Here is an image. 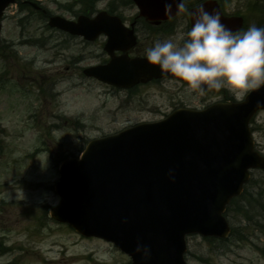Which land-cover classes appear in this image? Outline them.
<instances>
[{"label": "rangeland", "instance_id": "obj_1", "mask_svg": "<svg viewBox=\"0 0 264 264\" xmlns=\"http://www.w3.org/2000/svg\"><path fill=\"white\" fill-rule=\"evenodd\" d=\"M17 1L6 10L0 37V264H131L113 244L85 238L49 216L60 201L54 186L61 163L79 157L93 139L160 120L178 107L201 109L237 99L228 89L200 94L168 79L120 89L87 78L83 68L109 58L105 37L88 43L48 30L41 15L22 4L37 0ZM39 1L47 12L68 19L81 14L86 2ZM219 1L227 14L244 17L243 30L264 26V1ZM128 2L99 0L93 13L114 8L130 24L138 10ZM188 24L185 14L163 30L140 22L134 54L146 55L155 41L179 36ZM251 129L256 150L264 154V111ZM226 216L228 239L188 237V264H264L263 171L252 172Z\"/></svg>", "mask_w": 264, "mask_h": 264}, {"label": "water", "instance_id": "obj_2", "mask_svg": "<svg viewBox=\"0 0 264 264\" xmlns=\"http://www.w3.org/2000/svg\"><path fill=\"white\" fill-rule=\"evenodd\" d=\"M12 2L0 0V20ZM135 2L151 20H166L180 11L166 8V0ZM221 20L233 30L240 27V20L232 26ZM50 26L89 40L107 34L105 49L112 59L86 69L89 77L122 88L174 77L146 59L115 57V50L127 52L135 38L117 17L105 12L95 19L81 16L78 22L53 17ZM259 109H264V87L240 104L180 111L161 123L91 142L81 160L62 165L56 185L61 202L51 210L52 217L84 236L113 242L133 264H185V236L226 237L229 228L222 213L227 203L242 192L250 168L264 169L249 129ZM169 169H174L175 179ZM138 238L150 247L149 260L134 251Z\"/></svg>", "mask_w": 264, "mask_h": 264}, {"label": "clouds", "instance_id": "obj_3", "mask_svg": "<svg viewBox=\"0 0 264 264\" xmlns=\"http://www.w3.org/2000/svg\"><path fill=\"white\" fill-rule=\"evenodd\" d=\"M165 6L184 9L185 3L166 0ZM192 15V26L186 32L147 48V60L200 94L228 89L242 101L264 87V27L252 24L246 30H233L218 12L203 6ZM173 172L169 169L168 175L175 179ZM134 251L143 260L151 257L150 247L139 238Z\"/></svg>", "mask_w": 264, "mask_h": 264}, {"label": "trees", "instance_id": "obj_4", "mask_svg": "<svg viewBox=\"0 0 264 264\" xmlns=\"http://www.w3.org/2000/svg\"><path fill=\"white\" fill-rule=\"evenodd\" d=\"M98 0H86V3H87V5H93V4H95L96 2H97ZM85 8L87 9H89L90 7H88V6H85ZM85 9V10H86ZM86 12V11H85Z\"/></svg>", "mask_w": 264, "mask_h": 264}]
</instances>
